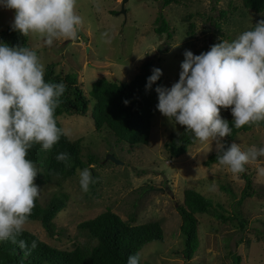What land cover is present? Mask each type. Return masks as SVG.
<instances>
[{"label":"rangeland","instance_id":"obj_1","mask_svg":"<svg viewBox=\"0 0 264 264\" xmlns=\"http://www.w3.org/2000/svg\"><path fill=\"white\" fill-rule=\"evenodd\" d=\"M124 7L126 14L121 13L123 0H77L75 11L82 17L80 28L85 36H80L79 42L61 38L47 46L38 33H30L29 48L37 51L45 72L54 64L57 74H77L91 98L99 79L130 82L147 61L162 69L165 87H171L179 80L185 50L198 55L223 39L231 41L262 16L246 9L243 0H185L166 8L162 0H127ZM161 12L170 24L171 40L166 33L160 36L155 32ZM222 12H226L225 17ZM13 17L14 10L0 7V33L11 25ZM192 23L193 35L189 32ZM105 30L112 37L110 43L101 36ZM94 105L91 99L84 116L59 117L69 139L82 142V160L89 162L92 154L99 161L89 165L94 182L87 192L82 191L77 172L61 186L40 185L38 198L43 205L54 194L68 196L66 208L55 220L58 235L51 237L40 221L27 222L26 230L51 246L73 250L88 243L79 224L111 209L125 221L135 215L136 224H162L164 240L141 250V264H235V256H240V264H264V192L260 191L264 175L257 171L264 167V157L246 165L258 193L239 204L246 188L242 173L232 174L220 163L204 165L217 153L215 142L197 141L185 155L173 159L164 145L172 134L180 132V126L160 111L153 118L149 143L131 145L119 141L106 127L96 129ZM233 142L243 150L253 144L264 145V128L242 132ZM109 155L122 164L107 161ZM187 189H194L213 204L212 213L197 214L200 247L191 260L182 254L184 237L178 212ZM215 214L233 220L225 221Z\"/></svg>","mask_w":264,"mask_h":264},{"label":"clouds","instance_id":"obj_2","mask_svg":"<svg viewBox=\"0 0 264 264\" xmlns=\"http://www.w3.org/2000/svg\"><path fill=\"white\" fill-rule=\"evenodd\" d=\"M77 0H0V7L14 10L11 29L27 36L38 33L47 46L61 38H76L83 23L75 11ZM111 42L108 30L101 33ZM179 80L171 87L157 86V109L174 125L186 126L200 142H215L217 160L232 174L246 171V165L264 157V145L243 150L238 143L225 146L224 137L233 127L264 121V19L235 39L221 40L209 50L194 54L185 50ZM45 65L37 51L0 41V241L11 240L26 254L38 246L18 239L29 220L40 187L39 173L28 159L34 144L50 150L68 135L58 126L55 110L66 90L63 82H47ZM163 71L154 67L146 89ZM127 103V101H125ZM231 110L233 121L221 115ZM69 153L56 159L66 162ZM264 175V167H258ZM79 185L87 192L94 182L89 167L78 169ZM127 264H141L139 252L129 255Z\"/></svg>","mask_w":264,"mask_h":264},{"label":"trees","instance_id":"obj_3","mask_svg":"<svg viewBox=\"0 0 264 264\" xmlns=\"http://www.w3.org/2000/svg\"><path fill=\"white\" fill-rule=\"evenodd\" d=\"M184 1L162 0V6L166 8L173 4H182ZM243 5L248 10L262 14L260 20L264 19V0H243ZM225 15L226 12L221 13L222 17ZM156 23L158 27L155 32L160 36L166 33L168 39L171 40L173 33L162 12L156 19ZM194 28L195 25L190 24L191 35H193ZM0 41L10 45L30 47L29 35L23 36L21 33L13 31L10 26L0 33ZM154 67L156 66L153 61H147L143 64L142 70L130 82L111 81L107 78L99 79L95 82L91 98H89L83 90L77 74L63 76L56 73L54 64L49 65L44 75L45 80L47 82H63L66 85V90L60 97L59 106L55 110L58 126L62 128L59 117L65 114L84 116L89 110L92 99L95 100L93 118L98 131H102L106 127L119 141L131 145H147L150 141L153 118L159 111L156 107L158 93L155 89L157 86H166V78L163 74L151 89H146L147 78L152 74ZM221 115L228 119L232 126L233 116L230 108L222 109ZM178 126H180V132L172 134L164 145L173 159L185 155L190 147L198 141L194 139L193 133L186 131V126L179 124ZM256 126L264 128V121L245 125L239 129L233 127L231 135L223 138L226 141L225 146H230L238 134L249 132ZM59 152L69 153L66 162L56 159ZM82 152V142L80 140L72 141L67 135H62L50 150H44L39 144H34L29 149L27 158L41 169L36 178V184L39 186L51 184L61 186L67 179L75 176L78 169L82 170L92 163L99 162L92 154L88 156L89 162L82 160ZM217 154L218 152L209 156L204 165L218 164ZM242 176L246 180V188L239 204L247 197L258 193L253 188L251 175L245 171ZM260 191L264 192V188ZM67 200L68 196L64 193L54 194L45 205L37 198L28 222L40 221L51 237L57 236L55 220L66 208ZM212 207L211 200L194 189L185 191L184 202L178 207V212L182 220L180 228L184 237L182 254L186 260L193 259L200 247L197 214L212 213ZM215 216L225 221L233 220L222 214H215ZM241 225L244 226L245 222H241ZM78 229L88 240V243L77 246L73 250H62L51 246L25 229L18 239H25L29 245L33 239H36L38 246L30 254H26V250L20 249L18 244L12 243L11 240L0 241V264H127L129 255L140 253L146 245L152 242L164 240L163 226L159 221L136 224L135 215L125 221L111 209H107L95 218L81 222ZM234 260L235 264L241 263L240 256H235Z\"/></svg>","mask_w":264,"mask_h":264},{"label":"water","instance_id":"obj_4","mask_svg":"<svg viewBox=\"0 0 264 264\" xmlns=\"http://www.w3.org/2000/svg\"><path fill=\"white\" fill-rule=\"evenodd\" d=\"M126 1H127V0H123V9H122V11H121V13H123V14H126V10H125V7H124ZM80 36H82V37L85 36V33L81 30V28H80V31L78 32L77 37L74 38L73 40H69V41L79 42ZM107 161H111V162L114 163V164H122V162H121L120 160L116 159V158H115L114 156H112V155H109V156L107 157Z\"/></svg>","mask_w":264,"mask_h":264}]
</instances>
